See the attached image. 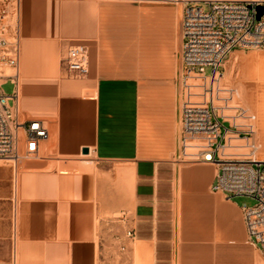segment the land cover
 I'll list each match as a JSON object with an SVG mask.
<instances>
[{
    "label": "crops",
    "instance_id": "obj_1",
    "mask_svg": "<svg viewBox=\"0 0 264 264\" xmlns=\"http://www.w3.org/2000/svg\"><path fill=\"white\" fill-rule=\"evenodd\" d=\"M217 1L253 0H21L20 119L50 138L23 130L33 157L0 166V264H264L239 198L213 192L217 168L180 157L184 11ZM79 45L91 73L70 80Z\"/></svg>",
    "mask_w": 264,
    "mask_h": 264
},
{
    "label": "built area",
    "instance_id": "obj_2",
    "mask_svg": "<svg viewBox=\"0 0 264 264\" xmlns=\"http://www.w3.org/2000/svg\"><path fill=\"white\" fill-rule=\"evenodd\" d=\"M20 2L0 0V63L15 70L6 77L14 85L13 94L6 95L0 86V163L12 164L14 169L33 157L31 152H21L23 130L32 145L50 138L41 121L26 124L20 119ZM260 7L264 2L256 0L186 5L181 25L180 157L186 164L217 168L213 192L229 199L246 197L256 201L252 207L243 206L242 211L250 242L264 255L263 144L252 125L255 117L248 110L238 108L236 121L245 124L236 126L225 118L220 103L227 104L231 95L222 85V71L229 56L238 49H264V13L259 19ZM63 62L68 79L89 78L87 45L69 48ZM208 68L211 74H207ZM126 237L133 238V233L128 231Z\"/></svg>",
    "mask_w": 264,
    "mask_h": 264
},
{
    "label": "rangeland",
    "instance_id": "obj_3",
    "mask_svg": "<svg viewBox=\"0 0 264 264\" xmlns=\"http://www.w3.org/2000/svg\"><path fill=\"white\" fill-rule=\"evenodd\" d=\"M250 54H264V49H238L235 52H233L229 58L226 60L224 64V87L230 86V87H237L239 89V92L241 93L240 95V100L234 98L233 92L229 91L231 93L230 97L228 98L229 101L227 100V104L224 102H220L222 104V112L227 120H229L233 125L236 126H243L245 124L244 121H236V117L240 114L236 113L238 108H244V109H250L254 113L257 114L256 110L253 108V103H257L259 101V98L261 97L262 90H260L255 84H243L242 86L239 83V80H237V76L239 74V69H240V63L241 60L239 57L241 55L247 56ZM237 58V63L236 67H234V60ZM234 68V69H233ZM257 68V69H256ZM255 72H256V80L258 79V67L255 64ZM212 70L210 68L207 69V74H211ZM14 74V71L11 70L10 68L6 67L2 63H0V86H2L3 91L6 95L11 96L14 92V85L11 82H7V76H11ZM257 82V81H256ZM228 89H226L227 91ZM228 92V91H227ZM261 93V94H260ZM255 98V99H254ZM224 104V105H223ZM248 104V105H247ZM246 105V106H245ZM246 108H245V107ZM256 122V123H255ZM249 124L251 122H248ZM254 130L256 131L258 137L262 140L264 143V118L263 119H257V121H254L252 123ZM255 125V127H254ZM244 127H247L244 126ZM257 129V130H256ZM261 158L264 159V146L263 150L261 153ZM0 166H12V164L4 163L1 162ZM239 202L241 203L242 207L243 206H248L252 207L256 204V201L250 198L242 197L239 198ZM126 217V216H125ZM124 217L123 220H126ZM122 220V219H121ZM118 261L115 260V264Z\"/></svg>",
    "mask_w": 264,
    "mask_h": 264
},
{
    "label": "bare ground",
    "instance_id": "obj_4",
    "mask_svg": "<svg viewBox=\"0 0 264 264\" xmlns=\"http://www.w3.org/2000/svg\"><path fill=\"white\" fill-rule=\"evenodd\" d=\"M254 60H255V64L258 67V79L256 80L257 82H255V84L258 85H263L264 86V54H255L254 55ZM237 58L234 60V67H236V65H238L239 63H237ZM234 69V68H233ZM257 69V68H256ZM256 71V70H255ZM264 89V88H263ZM263 93L261 94V97L259 98V101L255 104L253 103V108L256 110L257 112V116L259 117V119H263L264 118V91H262ZM255 99V98H254ZM248 105V104H247ZM246 106V105H245ZM248 109V108H247ZM253 112V111H252ZM250 113V112H249ZM254 115V114H253ZM256 116V114H255ZM256 123V122H255ZM255 127V125H254ZM257 130V129H256Z\"/></svg>",
    "mask_w": 264,
    "mask_h": 264
},
{
    "label": "water",
    "instance_id": "obj_5",
    "mask_svg": "<svg viewBox=\"0 0 264 264\" xmlns=\"http://www.w3.org/2000/svg\"><path fill=\"white\" fill-rule=\"evenodd\" d=\"M258 11H259V19H261V17L263 16V13H264V7H260L258 9ZM84 153L88 154L89 152H88V150H84Z\"/></svg>",
    "mask_w": 264,
    "mask_h": 264
}]
</instances>
